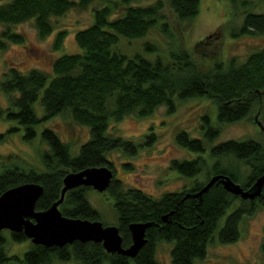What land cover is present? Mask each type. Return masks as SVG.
I'll list each match as a JSON object with an SVG mask.
<instances>
[{
    "label": "trees",
    "instance_id": "1",
    "mask_svg": "<svg viewBox=\"0 0 264 264\" xmlns=\"http://www.w3.org/2000/svg\"><path fill=\"white\" fill-rule=\"evenodd\" d=\"M0 23L5 29L0 33V50L9 42L22 43L24 37L12 26L32 21L41 38L51 34L55 18L72 9H86L93 2L101 5L92 8V22L74 33L81 51L64 53L51 61L50 70L30 69L22 72L12 67L1 82L2 91L8 95L11 107H0V119L5 116L16 120L25 128L24 138L30 141L36 135L37 125L44 119L67 112L72 119L89 130V137L76 153L69 144L49 128H43L41 137L48 149L41 154L43 169L25 167L17 163L0 166V195L7 189L26 182L43 186V193L35 204L36 210H45L60 197L62 180L70 171L107 165L112 168L107 155L113 150L123 153L136 144L108 132L110 122L125 116L144 118L158 107L165 106L167 113L176 110L177 102L194 97H206L216 104L217 125L203 117V139L193 138L186 131L176 135L177 143L199 155L193 159L173 160L171 169L184 177L195 179L185 192L193 193L202 188L212 175H227L244 189L264 172V143L253 138L227 140L210 148L216 155L211 165L200 154L205 152L204 142H213L220 134V125L251 118L264 104V46L249 54L243 62L231 57L204 66L191 57L187 50L169 52V62L160 57L151 60L135 53L127 55L117 48L119 37L142 38L154 27L165 29L163 22L164 0L147 5L134 4L136 0H0ZM176 18L191 20L198 15L199 0H165ZM240 1L248 6L250 2ZM102 3H105L102 5ZM232 37L245 35L264 36V11L245 12L238 26L228 29ZM67 31L55 33L53 49L59 50ZM220 31L214 33L218 36ZM204 43L195 44L198 50ZM145 52H155L156 47L146 42ZM204 56L207 54L202 53ZM43 115L37 114L35 104ZM254 121V120H253ZM255 123V121H254ZM153 135H147V143ZM227 161V162H224ZM239 161L246 165L244 173ZM204 173L205 179L196 177ZM91 187L79 186L65 193L59 210L70 218L103 219L88 200ZM113 197L116 226L122 245L131 243L128 225L134 221H150L145 237L147 243L134 258L107 253L101 243L74 241L62 247L35 245L23 232L0 231V264H163L156 257L157 245L172 244L171 264H193L202 259L208 245L216 238L220 243L235 242L240 235L242 217L251 215L264 206V186L259 197L243 200L226 192L221 184H214L202 194L201 200L183 194L165 193L153 198L137 188H123L112 179L106 190ZM238 204H235V202ZM231 211L227 213V210ZM173 211L169 222L162 216ZM227 213V214H226ZM225 217V218H224ZM223 223L220 225L222 219ZM29 246L21 253H10L9 241ZM264 258V242L261 245Z\"/></svg>",
    "mask_w": 264,
    "mask_h": 264
},
{
    "label": "rangeland",
    "instance_id": "2",
    "mask_svg": "<svg viewBox=\"0 0 264 264\" xmlns=\"http://www.w3.org/2000/svg\"><path fill=\"white\" fill-rule=\"evenodd\" d=\"M155 1L157 0H136L134 4L147 5ZM246 1L250 2L248 6L242 5L240 1L199 0L198 15L191 20L180 21L164 0L165 29L156 26L142 38L119 37L116 46L127 55L141 53L151 60L158 56L165 62L170 61L169 52L172 50H187L194 60L207 67L213 65L215 61H227L231 57L236 58L237 62H243L249 54L264 46V36L245 35L234 38L229 30L224 32L223 26L228 24V29L238 26L247 11H264V0ZM99 5L101 3L95 1L86 9H72L64 16L55 18L54 31L43 38L39 36L32 21L11 27L24 37V41L9 42L5 49L0 50L1 108L11 107L8 95L1 89L5 73L12 67L22 72L34 68L50 70L51 61L56 56L81 51L75 42L74 33L92 22V8ZM4 29L5 26L0 23V33ZM60 29H65L67 33L60 49L55 51L53 49L55 33ZM217 31L220 33L215 36L214 33ZM200 40H204V43L195 50V44ZM146 42L153 44L156 51L145 52L143 46ZM202 53L207 55L204 56ZM35 107L37 114L43 115L38 103ZM258 111V107H255L251 118L220 125L218 137L211 143L204 142L206 150L200 154L209 165L216 158V155L210 154V148L220 142L253 138L264 143V130L253 121ZM203 117H209V122L217 125L216 104L206 97H194L178 101L173 113H167L166 107L160 106L144 118L128 115L120 121L110 122L108 132L111 135L136 144L134 154L130 155L129 149L126 153L113 150L107 155L112 166L113 178L119 181L123 188H137L153 198L189 188L195 179L184 177L171 169V163L173 160L193 159L199 154L180 146L175 138L180 131H186L190 137L203 139ZM257 118L264 125V104ZM43 128L53 130L63 142L70 145L73 154L89 137L88 128L76 123L67 112L42 120L36 127V135L30 141L24 138L25 128L22 124L3 116L0 119V166L17 163L25 167L43 169L41 154L48 149L41 137ZM147 135H153L148 143ZM234 163L238 164L241 171L246 172L247 167L244 163L239 161ZM196 179L203 181L204 173H200ZM87 196L103 222L106 225H116L117 216L111 194L108 191L98 192L90 189ZM230 211L231 208L227 213ZM239 232V238L232 243H220L215 234L205 256L195 260L193 264H264L261 253V245L264 242V206H259L251 215L242 217ZM28 246V240L22 243L9 241L10 253H21ZM171 248L172 244L167 242L157 245L156 257L161 263L171 264Z\"/></svg>",
    "mask_w": 264,
    "mask_h": 264
},
{
    "label": "water",
    "instance_id": "3",
    "mask_svg": "<svg viewBox=\"0 0 264 264\" xmlns=\"http://www.w3.org/2000/svg\"><path fill=\"white\" fill-rule=\"evenodd\" d=\"M254 121L261 130H264V125L258 120L257 115ZM113 176V170L107 165L70 171L62 180L60 197L45 210L35 209V204L43 193L41 184L26 182L13 186L0 195V231L23 232L31 243L44 247H62L74 241L101 243L107 253L134 258L147 243L146 230L152 222L129 223L131 243L124 247L116 225H104L100 220L66 217L59 210L65 193L70 189L85 186L104 192L110 186ZM214 184H221L226 192L243 200H254L262 192L264 172L246 189L227 175H212L201 189L187 193L183 199L191 197L201 200L202 194ZM172 213L173 211L164 214L162 221L169 222Z\"/></svg>",
    "mask_w": 264,
    "mask_h": 264
},
{
    "label": "flooded vegetation",
    "instance_id": "4",
    "mask_svg": "<svg viewBox=\"0 0 264 264\" xmlns=\"http://www.w3.org/2000/svg\"><path fill=\"white\" fill-rule=\"evenodd\" d=\"M256 116V115H255ZM255 118V117H254ZM256 123V122H255ZM186 189H188V188H184V189H182L181 191H178V192H168V193H180V194H183L182 195V197H181V201H183V200H186L187 198H191V197H187V198H185V199H183V197L187 194V193H189V192H185V190ZM194 193V192H193Z\"/></svg>",
    "mask_w": 264,
    "mask_h": 264
}]
</instances>
